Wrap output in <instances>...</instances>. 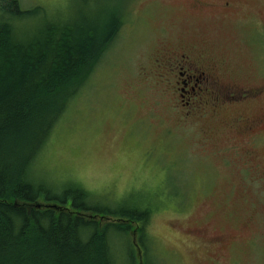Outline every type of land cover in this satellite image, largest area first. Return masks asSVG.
I'll return each instance as SVG.
<instances>
[{
    "label": "rangeland",
    "instance_id": "rangeland-1",
    "mask_svg": "<svg viewBox=\"0 0 264 264\" xmlns=\"http://www.w3.org/2000/svg\"><path fill=\"white\" fill-rule=\"evenodd\" d=\"M227 1L238 12L203 25L189 0H123L116 38L68 103L35 164L36 180L57 190L72 182L112 206L151 205L146 264H264V123L252 138L240 123L204 119L181 126L168 110L173 93L163 92L150 73L163 46L187 39L223 60L228 77L241 86L262 82L264 0ZM18 3L22 10L39 8L17 23L24 31L79 6L92 9L91 0ZM222 113L225 124L241 113L264 117V92ZM208 128L222 135L202 141L201 130ZM254 167L263 169L258 180L250 173ZM211 237L218 238L213 253L205 247ZM133 239V233L114 239L123 264L132 263L127 248ZM134 253L138 260L135 246Z\"/></svg>",
    "mask_w": 264,
    "mask_h": 264
},
{
    "label": "trees",
    "instance_id": "trees-1",
    "mask_svg": "<svg viewBox=\"0 0 264 264\" xmlns=\"http://www.w3.org/2000/svg\"><path fill=\"white\" fill-rule=\"evenodd\" d=\"M91 1L90 11L79 6L70 20L19 33L4 17L28 18L39 8L0 0V264H123L114 239L131 233L144 251L137 260L128 241L131 264L147 263L151 205L112 206L72 182L53 194L31 177L57 121L123 24V0Z\"/></svg>",
    "mask_w": 264,
    "mask_h": 264
},
{
    "label": "flooded vegetation",
    "instance_id": "flooded-vegetation-1",
    "mask_svg": "<svg viewBox=\"0 0 264 264\" xmlns=\"http://www.w3.org/2000/svg\"><path fill=\"white\" fill-rule=\"evenodd\" d=\"M189 1L191 14L203 25L216 19L229 18L232 16L231 13L234 14L239 10L227 0ZM191 30L196 31L195 28ZM152 63L150 73L156 76L158 83L163 87V92L173 93V101H170L168 110L181 126L204 119L218 120L220 125L232 127L240 123L242 133L252 138L255 129L264 123V117L256 118L246 113H241L239 119L233 118L228 123H223L226 120H222L221 116L226 108L245 104L263 94L261 87L264 80L258 85L241 86L235 79L228 77L223 60L204 51L195 41L182 39L175 42L174 47L163 46ZM200 135L201 140L206 141L218 138L222 133L219 128H208L202 129ZM232 147H237V144ZM262 171L263 169L254 167L250 173H253L256 176L255 180H258L260 174H263ZM212 238L207 240L208 245L205 244L206 249L211 253L218 243V238Z\"/></svg>",
    "mask_w": 264,
    "mask_h": 264
},
{
    "label": "bare ground",
    "instance_id": "bare-ground-1",
    "mask_svg": "<svg viewBox=\"0 0 264 264\" xmlns=\"http://www.w3.org/2000/svg\"><path fill=\"white\" fill-rule=\"evenodd\" d=\"M22 10V9H21ZM72 16H73V14L71 13L70 15H67V16H65V17H60V19H69L70 20V18H72ZM4 19L7 21V22H11V24H12V26L16 29V31L17 32H19V33H23L24 32V30L20 27V26H18L17 25V23L18 22H20V21H24L26 18H16V17H13V18H10V17H8V16H5L4 17ZM51 19H56V18H51ZM51 19H48L49 21H53V20H51ZM48 20H45V21H48ZM45 21L43 22V23H45ZM42 23V24H43ZM9 24V23H8ZM41 24V25H42ZM30 34H32V32H28V35H30ZM23 37V36H22ZM21 36H18V39L19 40H24L23 38H22ZM90 70V68H88V70L87 71H89ZM85 75H87V74H85ZM87 77H89V76H87ZM31 173H32V175H31V177L33 178V179H35L36 180V178H34L35 177V173H36V167H35V163L32 165V167H31ZM36 182H38V181H36ZM43 189L46 191V189H50L51 191H52V193L53 194H56L58 191H57V189H55L54 187H50V188H48V186H45V187H43ZM43 193H45V192H43ZM94 196V195H93ZM110 241V240H109ZM111 242V241H110Z\"/></svg>",
    "mask_w": 264,
    "mask_h": 264
}]
</instances>
